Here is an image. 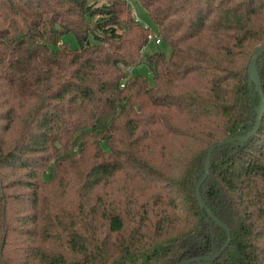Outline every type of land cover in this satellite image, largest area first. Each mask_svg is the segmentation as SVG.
I'll use <instances>...</instances> for the list:
<instances>
[{
  "label": "trees",
  "instance_id": "trees-1",
  "mask_svg": "<svg viewBox=\"0 0 264 264\" xmlns=\"http://www.w3.org/2000/svg\"><path fill=\"white\" fill-rule=\"evenodd\" d=\"M130 1L0 0V264H264V0Z\"/></svg>",
  "mask_w": 264,
  "mask_h": 264
},
{
  "label": "water",
  "instance_id": "water-1",
  "mask_svg": "<svg viewBox=\"0 0 264 264\" xmlns=\"http://www.w3.org/2000/svg\"><path fill=\"white\" fill-rule=\"evenodd\" d=\"M263 54H264V44L261 45L260 47H258V49L255 51V53L252 55V57L249 61V65H248V73H249L250 79L254 83V85L256 87V91L260 97L259 105H258L257 112H256V122L254 124V127L246 135L235 136V137L229 138V139L224 140V141H222L216 145H213L212 147L209 148L208 158H207L206 166H205L206 173L204 176V180L206 179V176H207L208 171H209L211 154L213 153V151L216 148L225 146V145L233 143L235 141H247L250 137L256 135V133L258 132V130L260 128L261 119H262V116L264 115V92H263L262 82H261V78H260L259 71H258L257 62H258V59L260 58V56H262ZM197 198H198L200 207L205 208L204 201L202 200V197L200 195V184L197 187ZM214 219L218 224H220V226L223 229L228 231V234L230 236V232L228 230V227L225 224H223L220 220H218L216 217H214ZM219 255H220V253H217L215 255H209L206 257H198V258L187 260L181 264H191L193 262H208V261H211V260L217 258Z\"/></svg>",
  "mask_w": 264,
  "mask_h": 264
},
{
  "label": "rangeland",
  "instance_id": "rangeland-1",
  "mask_svg": "<svg viewBox=\"0 0 264 264\" xmlns=\"http://www.w3.org/2000/svg\"><path fill=\"white\" fill-rule=\"evenodd\" d=\"M100 4H102V2H100ZM130 5L134 15L136 16V19H138L139 22L144 26L150 27V29L152 30L153 37L154 36L157 37L158 36L157 27L153 22V20L151 19L146 8L137 0H131ZM156 37L152 38L148 42L145 49H143L144 52H143L142 62L133 68L132 67L126 68V71H128L132 76L143 75L148 79L150 83L152 82V77L150 75L147 57L156 52H163L166 55V57H169L171 51L170 47L165 42L157 43ZM63 41L67 42L72 48H76L78 46L76 40L71 34L64 36Z\"/></svg>",
  "mask_w": 264,
  "mask_h": 264
},
{
  "label": "built area",
  "instance_id": "built-area-1",
  "mask_svg": "<svg viewBox=\"0 0 264 264\" xmlns=\"http://www.w3.org/2000/svg\"><path fill=\"white\" fill-rule=\"evenodd\" d=\"M154 37H156V36H154ZM154 37H153V34H151L150 39H152V38H154ZM156 42H157V43H161V39H160L159 36L156 37Z\"/></svg>",
  "mask_w": 264,
  "mask_h": 264
}]
</instances>
